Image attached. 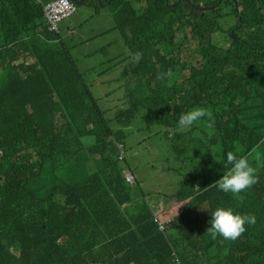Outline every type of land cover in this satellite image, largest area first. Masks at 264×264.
<instances>
[{
    "label": "trees",
    "instance_id": "obj_1",
    "mask_svg": "<svg viewBox=\"0 0 264 264\" xmlns=\"http://www.w3.org/2000/svg\"><path fill=\"white\" fill-rule=\"evenodd\" d=\"M109 1L102 3L130 55V65L117 70L119 83L130 76L118 124L104 117L59 32L49 30L42 3L0 0V264H213L206 262L216 256L264 264V0ZM88 3L100 9L98 0ZM169 70L171 78L158 79ZM136 80L151 91L135 92L149 107L142 118L129 91ZM194 107L211 110L212 136L206 120L177 127ZM137 129L158 148L143 168L158 175L159 163L194 148L206 162L203 177L190 172L143 184L133 173L143 194L135 200L122 176L131 164L120 159L118 144ZM97 138L103 145L92 162L84 157ZM230 151L249 156L259 177L238 195L211 186L230 167ZM67 173L69 184L55 182ZM144 192L178 203L166 232ZM218 207L255 214L256 223L235 241L214 240L206 232ZM177 249L188 251V263Z\"/></svg>",
    "mask_w": 264,
    "mask_h": 264
},
{
    "label": "rangeland",
    "instance_id": "obj_2",
    "mask_svg": "<svg viewBox=\"0 0 264 264\" xmlns=\"http://www.w3.org/2000/svg\"><path fill=\"white\" fill-rule=\"evenodd\" d=\"M196 11L202 12L204 10L196 9ZM231 22L235 23L236 20L233 19ZM115 25L113 11L110 7H100L97 10L89 3L80 6L72 17L59 23V34L64 45L76 59L85 81L91 87L98 105L106 112V118L109 120L114 119L116 113L124 103L122 97L125 95V83L130 78V76H123L121 83H119L121 79L117 80V70L119 67H122L124 71L125 65H130V55L127 56L124 54L126 48L121 41L120 31L115 29ZM218 38L220 40V37ZM126 57L128 60L125 63ZM139 84V82L132 84L129 91L133 92L134 103L138 107V111L141 112V118L147 114L149 107L147 104L139 102L135 92L141 95H149L151 91L150 89L139 87ZM143 125L144 123L140 121L139 126ZM137 131L136 134L127 131V134L133 136V138H129V141L125 142L124 151L126 160L131 164V171L139 181H143V184H148L161 177L182 179L183 174L185 175L190 172L195 173L199 178L203 177L201 169H207L206 162L197 155V150L194 148H190V156L192 157L191 168L182 169V164L177 163L175 156L171 159L170 164L159 163L157 165L158 175H154L153 169L151 170L148 166L143 168L142 163L154 159L150 153H158V148L152 146L155 145L154 140L148 139V136L144 137V132L138 129ZM203 131V125L199 126L198 124L197 136L200 138L198 144H201L204 139ZM144 140L145 142L141 143ZM146 147L149 149L145 150ZM169 166L173 168L172 172H162L163 169ZM159 180L155 182L159 183ZM160 181L164 184L167 183V181ZM30 186L34 188V185ZM144 193L159 214L166 211L165 217L169 216L168 218H172L178 213V209L176 208L178 207V203L176 201L165 198L159 200L160 195L150 196L146 192ZM132 195L137 198H143V194H140L139 188L133 189ZM171 209L172 214L170 215L168 211ZM177 253L183 263H186L188 261L187 259L191 258L188 251L177 249ZM219 261H224L228 264L227 259L221 258L220 256H216L206 263L217 264Z\"/></svg>",
    "mask_w": 264,
    "mask_h": 264
},
{
    "label": "clouds",
    "instance_id": "obj_3",
    "mask_svg": "<svg viewBox=\"0 0 264 264\" xmlns=\"http://www.w3.org/2000/svg\"><path fill=\"white\" fill-rule=\"evenodd\" d=\"M37 1L38 3L41 2L43 5V13H44L46 22L48 24L49 30L52 32H56V33L59 32V23L72 17L77 12L78 8L84 5V2H85V0H83L81 5H76L72 0H68L73 6L74 11L70 15L56 20L51 10L61 0H50L48 2H46V0H37ZM77 1H80V0H77ZM98 1L100 4V7H106L102 3V0H98ZM234 2H236V0H234ZM200 6H203V5H200ZM209 8L210 7H206V10L204 11H207ZM232 37L235 38L233 33H232ZM141 58H142L141 53L137 52L133 54V59L135 61L138 62ZM171 76H172V71L169 70L167 73L158 76V79L163 80L166 77L171 78ZM90 91L93 96V99L97 102V100L95 99L93 95L91 87H90ZM124 96L125 95H123L122 99L125 102ZM134 106L137 110L138 118H139L141 114L138 111V107L136 106L135 103H134ZM101 111L104 113V117L106 118V112H104L103 110ZM107 120L110 122V124L112 123L118 124L117 121L115 120V117L113 120H109V119ZM205 120H206V126L209 129L208 135L212 136L214 134V118H213L211 110L204 108V107H194L188 112L182 113L179 117L177 127L182 131L188 130L192 128L194 125H196L198 122L205 121ZM261 143H264V141H261ZM102 145H103V140L101 138L92 140V143L86 148L87 151H86V155L84 158H91L92 162H95L97 158L99 157L98 154H99V151ZM118 150H119L120 159H124L125 158L124 146L121 144H118ZM179 156L176 157V161L177 163L182 164V169L192 167V157L190 156V152L183 154V155H179ZM228 165H230V167L228 168L226 173L222 176V178L216 181L211 186L217 187L218 190L223 191L224 193H232V194L238 195L252 188L255 184L259 182V177L256 174V169L250 163L249 156H239L238 157L234 152L230 151L226 154V167ZM75 168L77 167L74 166L73 169ZM122 176L123 178H125L126 182L131 187V190L136 188L135 186L136 182H135V178H134L132 171L123 170ZM88 178L89 177L86 175L85 179H88ZM72 179L73 177L67 173L64 176L56 178L55 182L65 185V184H69ZM110 184L111 183L109 182L106 189L109 188ZM163 198L169 199L167 197L159 196V200ZM134 199L137 200L139 198L134 197ZM146 199L155 215L154 221L157 223L158 228L161 231L166 232L165 230L166 227L169 226V224L175 219L176 215H174L172 218H168L169 216L165 217L166 211L159 214L158 211L155 209L154 205L148 200L147 197ZM176 208L178 209V207ZM171 211L172 209L168 211L170 215L172 214ZM209 223L211 226L210 228L207 229L206 234L210 235L212 239L215 240L218 237H222L224 240L235 241L247 230L246 225H255L256 216L255 214H244V215L235 214L231 208L225 209L223 207H218L212 213L211 220L209 221Z\"/></svg>",
    "mask_w": 264,
    "mask_h": 264
},
{
    "label": "built area",
    "instance_id": "obj_4",
    "mask_svg": "<svg viewBox=\"0 0 264 264\" xmlns=\"http://www.w3.org/2000/svg\"><path fill=\"white\" fill-rule=\"evenodd\" d=\"M73 11L74 8L68 0L59 1L51 10L56 20L70 15Z\"/></svg>",
    "mask_w": 264,
    "mask_h": 264
},
{
    "label": "water",
    "instance_id": "obj_5",
    "mask_svg": "<svg viewBox=\"0 0 264 264\" xmlns=\"http://www.w3.org/2000/svg\"><path fill=\"white\" fill-rule=\"evenodd\" d=\"M76 5H81L83 0L77 1V0H72ZM168 6H170V4H167ZM172 6H176V4H172ZM194 8L197 10H206V7H198L194 5Z\"/></svg>",
    "mask_w": 264,
    "mask_h": 264
},
{
    "label": "crops",
    "instance_id": "obj_6",
    "mask_svg": "<svg viewBox=\"0 0 264 264\" xmlns=\"http://www.w3.org/2000/svg\"><path fill=\"white\" fill-rule=\"evenodd\" d=\"M140 114H141V112H140ZM140 118V117H139ZM142 118V117H141Z\"/></svg>",
    "mask_w": 264,
    "mask_h": 264
}]
</instances>
